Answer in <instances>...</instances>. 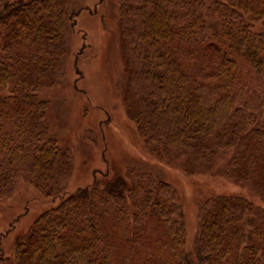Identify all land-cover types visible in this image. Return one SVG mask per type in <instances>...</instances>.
<instances>
[{"label":"trees","instance_id":"16d2710c","mask_svg":"<svg viewBox=\"0 0 264 264\" xmlns=\"http://www.w3.org/2000/svg\"><path fill=\"white\" fill-rule=\"evenodd\" d=\"M124 103L145 149L192 175L230 151L225 178L264 203V0H117ZM81 0H0V200L19 182L66 193L73 159L39 93L61 85ZM193 252L176 189L148 171L94 178L42 213L16 264H264V208L214 195ZM0 264H7L0 257Z\"/></svg>","mask_w":264,"mask_h":264},{"label":"rangeland","instance_id":"374dc122","mask_svg":"<svg viewBox=\"0 0 264 264\" xmlns=\"http://www.w3.org/2000/svg\"><path fill=\"white\" fill-rule=\"evenodd\" d=\"M82 10L71 36V58L64 82L44 89L46 124L58 146L69 152L73 171L66 193L46 199L21 181L14 194L0 200V257L16 264V242L45 211L72 192L129 168L148 171L177 191L186 221V247L193 252L198 234V210L214 195L243 197L264 208L248 189L228 181L224 168L230 151L220 152L207 172L186 174L177 163H160L144 147L126 115V63L121 50L117 0H81Z\"/></svg>","mask_w":264,"mask_h":264}]
</instances>
